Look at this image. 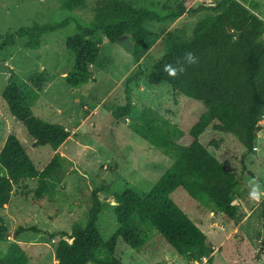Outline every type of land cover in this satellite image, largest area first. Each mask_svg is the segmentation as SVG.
Here are the masks:
<instances>
[{"label":"trees","instance_id":"trees-1","mask_svg":"<svg viewBox=\"0 0 264 264\" xmlns=\"http://www.w3.org/2000/svg\"><path fill=\"white\" fill-rule=\"evenodd\" d=\"M84 6L85 0H65L61 6L63 17L6 33L0 49L13 46L16 39H25L24 49L37 50L43 36L73 22L74 34L64 44L73 56V63L63 81L71 89H77L92 80L89 67L99 55V47L92 41L95 35L102 36L111 45L123 35H129L132 55L137 57L152 37L146 28L148 23L174 21L186 13L202 10L214 16L206 24L199 23L188 40L169 34L164 53L150 65L146 75L149 85L166 84L174 93L200 102L204 111L197 121L184 133L143 110L138 121L128 126L152 148L172 156L171 165L146 195L126 189L116 196L113 215L117 228L107 239L100 234L97 221L102 209L98 193L107 192L108 188H95L85 223L73 224L70 233L51 235L57 264H123L115 257L116 243L122 240L130 249L139 251L145 245L140 227L155 230L187 263H199L204 258L208 263L213 249L206 235L170 196L181 189L190 199L229 222L238 224L244 219L234 205L238 175L218 161L199 138L210 128L231 135L246 153L253 152L264 110V18L254 13V6L245 7L237 0H213L195 9L186 8L183 1H167L161 11L134 7L127 0H96L91 5L88 21L73 16ZM189 52L195 56L193 64L185 61V54ZM166 65L175 68L176 75H169ZM133 80L130 78L126 83ZM45 81L43 72L32 74L27 81L10 72L1 97L9 114L25 128L33 147L47 146L56 152L70 137V132L62 125L37 118L31 110ZM131 110L129 91L125 90V104L112 115L117 120L126 119ZM61 168V161L54 154L37 170L16 136L7 135L0 148V210L9 204L15 188L26 181L35 183L31 192L35 203L50 199L53 192L48 179ZM258 207L264 232V196ZM26 231L39 232L34 227H20L12 236L17 238ZM7 237L0 220V243L6 242ZM0 264H27V257L18 243L10 242L0 251Z\"/></svg>","mask_w":264,"mask_h":264},{"label":"rangeland","instance_id":"rangeland-1","mask_svg":"<svg viewBox=\"0 0 264 264\" xmlns=\"http://www.w3.org/2000/svg\"><path fill=\"white\" fill-rule=\"evenodd\" d=\"M64 1L0 0V44L8 32L63 17ZM95 1L85 0L86 6L73 16L88 21ZM127 1L134 7L161 11L167 1H183L186 8L195 9L213 0ZM237 1L245 7L254 6V13L264 18V0ZM213 16L214 13L202 10L186 13L174 21L148 23L146 28L152 37L137 57L132 55L129 35H123L113 45L95 35L92 41L97 43L99 55L89 67L92 80L77 89H71L63 81L73 63L72 54L64 47L65 40L74 34L73 22L43 36L37 50L24 49L25 39H16L13 46L0 49V148L5 137L13 134L37 170L54 154L62 164L48 179L53 192L50 199L38 203L32 200L33 181L15 188L9 204L0 210V220L8 233L6 242L0 243V251L7 243L16 242L24 250L27 264H57L51 235L70 233L73 224H84L92 203L91 193L101 186L108 191L98 193L102 209L97 228L104 239L109 238L117 228L113 215L116 196L126 189L146 195L173 160L172 156L152 148L128 126L137 122L139 113L144 110L186 133L204 111L200 102L174 93L166 84L149 85L146 75L150 65L164 53L169 34L188 40L199 23L206 24ZM10 72L24 81L34 73L45 74L46 81L31 110L37 118L62 125L70 132V137L56 152L47 146L34 148L25 128L9 114L1 92ZM130 78L134 80L126 83ZM125 90L129 91L132 110L126 119L117 120L112 113L125 104ZM259 126L261 130L252 153H246L231 135L210 128L199 138L218 161L238 175L234 205L245 216L241 222L227 221L214 210L190 199L181 189L170 196L215 249L210 262L204 258L192 264H264V232L258 207L262 197L255 201L249 195L256 186L262 192L264 184V110ZM20 227H34L39 232L26 231L13 238L12 233ZM140 230L145 235V245L139 251L130 249L122 240L117 241L114 254L123 264H189L155 230L144 227Z\"/></svg>","mask_w":264,"mask_h":264},{"label":"clouds","instance_id":"clouds-1","mask_svg":"<svg viewBox=\"0 0 264 264\" xmlns=\"http://www.w3.org/2000/svg\"><path fill=\"white\" fill-rule=\"evenodd\" d=\"M185 61L188 63V64H193L195 63V56L193 53L189 52V53H186L185 54ZM165 71L171 75V76H174L176 75V69L173 68L171 65H166L165 66ZM250 195V198L252 200H255V201H259L261 199L262 196H264V192H261L260 191V188L258 186L256 187H253L251 192L249 193Z\"/></svg>","mask_w":264,"mask_h":264},{"label":"crops","instance_id":"crops-1","mask_svg":"<svg viewBox=\"0 0 264 264\" xmlns=\"http://www.w3.org/2000/svg\"><path fill=\"white\" fill-rule=\"evenodd\" d=\"M213 249V253H212V255L214 254V252H215V249L214 248H212Z\"/></svg>","mask_w":264,"mask_h":264},{"label":"built area","instance_id":"built-area-1","mask_svg":"<svg viewBox=\"0 0 264 264\" xmlns=\"http://www.w3.org/2000/svg\"><path fill=\"white\" fill-rule=\"evenodd\" d=\"M256 148L254 147L253 150H255Z\"/></svg>","mask_w":264,"mask_h":264},{"label":"bare ground","instance_id":"bare-ground-1","mask_svg":"<svg viewBox=\"0 0 264 264\" xmlns=\"http://www.w3.org/2000/svg\"><path fill=\"white\" fill-rule=\"evenodd\" d=\"M187 42V41H186ZM128 108V107H127Z\"/></svg>","mask_w":264,"mask_h":264},{"label":"water","instance_id":"water-1","mask_svg":"<svg viewBox=\"0 0 264 264\" xmlns=\"http://www.w3.org/2000/svg\"><path fill=\"white\" fill-rule=\"evenodd\" d=\"M8 234V233H7Z\"/></svg>","mask_w":264,"mask_h":264}]
</instances>
